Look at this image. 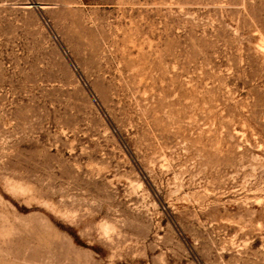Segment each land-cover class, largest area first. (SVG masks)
Wrapping results in <instances>:
<instances>
[{
  "label": "rangeland",
  "instance_id": "rangeland-1",
  "mask_svg": "<svg viewBox=\"0 0 264 264\" xmlns=\"http://www.w3.org/2000/svg\"><path fill=\"white\" fill-rule=\"evenodd\" d=\"M0 264H264V0H0Z\"/></svg>",
  "mask_w": 264,
  "mask_h": 264
},
{
  "label": "bare ground",
  "instance_id": "bare-ground-1",
  "mask_svg": "<svg viewBox=\"0 0 264 264\" xmlns=\"http://www.w3.org/2000/svg\"><path fill=\"white\" fill-rule=\"evenodd\" d=\"M42 5V4H41ZM76 66V65H75Z\"/></svg>",
  "mask_w": 264,
  "mask_h": 264
}]
</instances>
